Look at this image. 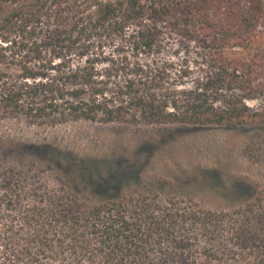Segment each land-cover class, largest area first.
Returning <instances> with one entry per match:
<instances>
[{
  "label": "trees",
  "instance_id": "16d2710c",
  "mask_svg": "<svg viewBox=\"0 0 264 264\" xmlns=\"http://www.w3.org/2000/svg\"><path fill=\"white\" fill-rule=\"evenodd\" d=\"M78 120L264 139V0H0V122ZM73 173L56 188L0 163V264H264L262 195L218 211Z\"/></svg>",
  "mask_w": 264,
  "mask_h": 264
},
{
  "label": "rangeland",
  "instance_id": "374dc122",
  "mask_svg": "<svg viewBox=\"0 0 264 264\" xmlns=\"http://www.w3.org/2000/svg\"><path fill=\"white\" fill-rule=\"evenodd\" d=\"M118 49L117 39L104 45L105 53L117 55ZM7 139L33 146H10ZM251 140L264 141L227 127L4 121L0 163L24 167L34 180L51 187L64 188L71 180L64 170L73 171L80 183L78 170L85 169L93 176L120 175L130 195L230 211L252 195L264 198V144L247 149ZM40 145L50 147L47 154L36 147ZM80 188L79 196L95 203L103 200L83 185Z\"/></svg>",
  "mask_w": 264,
  "mask_h": 264
}]
</instances>
